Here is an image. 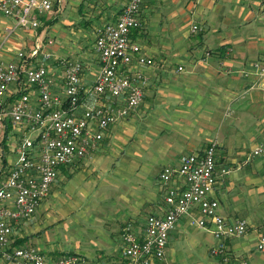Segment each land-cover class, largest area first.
<instances>
[{
    "label": "crops",
    "instance_id": "obj_1",
    "mask_svg": "<svg viewBox=\"0 0 264 264\" xmlns=\"http://www.w3.org/2000/svg\"><path fill=\"white\" fill-rule=\"evenodd\" d=\"M77 1H86L85 13V5L73 4L69 15H85L83 25L94 39L95 29L114 20L127 2ZM59 10L57 6L41 16L35 32L17 28L4 58H15L35 36L52 39L50 50L63 53L67 47L56 44V29L53 36L46 29L54 21L49 15ZM140 20L130 38L153 60L141 67L148 77L142 102L108 126L97 149L60 168L50 191L55 215L77 210L107 228L91 261L78 254L81 264H123L122 229L130 224L141 235L149 214L165 212L160 172L214 142L217 181L212 196L218 200V213L228 221L245 219L247 233L226 238L230 258L215 256L214 262L209 253L214 225H197L201 214L193 206L170 232L164 257L150 264H264V252L256 250L264 232V158L251 156L264 142V76L255 66L264 60L263 5L259 0H143ZM15 21L0 15V35ZM77 43L72 53L59 56L75 55L83 63V80L91 83L99 70L93 44ZM113 103L122 105L124 98ZM222 168L229 172L221 174ZM49 205L42 202L38 209Z\"/></svg>",
    "mask_w": 264,
    "mask_h": 264
},
{
    "label": "built area",
    "instance_id": "obj_2",
    "mask_svg": "<svg viewBox=\"0 0 264 264\" xmlns=\"http://www.w3.org/2000/svg\"><path fill=\"white\" fill-rule=\"evenodd\" d=\"M54 1L0 0V15L16 20L0 35V264L84 262L76 253L49 257L34 246L18 243L19 228L47 196L60 168L97 149L108 126L140 105L148 84L141 67L153 64L130 38L141 26L143 0H127L114 20L95 29L93 50L99 70L91 83L83 80V63L56 55L49 48L52 39L46 36L45 40L33 37L15 52V58L5 59L10 35L17 28L35 32ZM259 1L264 7V0ZM255 66L264 76V60ZM119 98L124 103L114 105ZM251 156L264 158V142L251 150ZM175 179L179 183L172 184ZM159 180L165 188V212L149 214L141 235L130 224L122 229L123 264L162 259L170 232L193 206L201 214L197 225H214L216 243L209 252L228 261L225 239L245 235L248 225L245 219L228 221L218 213V200L212 196L217 181L216 144H208L200 154L183 155L178 166L163 168ZM256 250L264 252V232L258 236Z\"/></svg>",
    "mask_w": 264,
    "mask_h": 264
},
{
    "label": "rangeland",
    "instance_id": "obj_3",
    "mask_svg": "<svg viewBox=\"0 0 264 264\" xmlns=\"http://www.w3.org/2000/svg\"><path fill=\"white\" fill-rule=\"evenodd\" d=\"M80 2L81 1L78 2L77 0H55L52 11L47 13L52 14L57 6L60 7V10L56 14L49 15L53 16L54 21L53 24L46 29H48L49 35L52 36L54 34V29H56V44L60 47H67L65 51L69 53H72L73 50L77 48V42L79 40H81L83 45L86 44L88 48H91L94 43L93 33L83 25L87 17L85 15H80L78 17L69 15L73 4L77 5V7L85 5L81 10V13H85L86 1H83V4ZM65 51L63 53H57L58 56L59 54L66 56L65 54L67 53ZM93 54L95 55L94 52ZM68 57L77 59L73 54ZM50 191L42 201H48L50 204L49 207L42 212H40L39 209L36 210L29 220H25L27 224L24 221L20 226L18 238L23 239L21 244L24 246H34L49 257L76 253L87 256L91 261L96 251L102 247L101 241L105 239V233H108L107 228L104 227L103 221H94V223H92L90 220L83 217L81 212L77 213V210L73 213H63L59 211L55 215V206H53L52 202L55 201L54 195L52 194L51 197ZM83 201L86 202L87 200L84 199ZM25 224L27 225L26 227H24ZM215 243L214 241V244ZM214 257L215 256L211 259L216 262L217 260Z\"/></svg>",
    "mask_w": 264,
    "mask_h": 264
},
{
    "label": "trees",
    "instance_id": "obj_4",
    "mask_svg": "<svg viewBox=\"0 0 264 264\" xmlns=\"http://www.w3.org/2000/svg\"><path fill=\"white\" fill-rule=\"evenodd\" d=\"M3 141H4V139H3ZM3 141H2V143H1L2 145H3ZM17 242L21 244V243H22V239H19V238H18V239H17Z\"/></svg>",
    "mask_w": 264,
    "mask_h": 264
}]
</instances>
